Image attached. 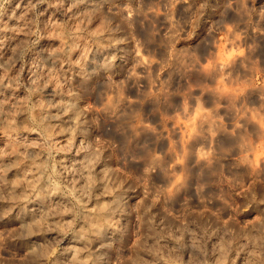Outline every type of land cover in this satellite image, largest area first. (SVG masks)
Segmentation results:
<instances>
[{
  "label": "clouds",
  "instance_id": "clouds-1",
  "mask_svg": "<svg viewBox=\"0 0 264 264\" xmlns=\"http://www.w3.org/2000/svg\"><path fill=\"white\" fill-rule=\"evenodd\" d=\"M264 0H0V264H264Z\"/></svg>",
  "mask_w": 264,
  "mask_h": 264
},
{
  "label": "rangeland",
  "instance_id": "rangeland-1",
  "mask_svg": "<svg viewBox=\"0 0 264 264\" xmlns=\"http://www.w3.org/2000/svg\"><path fill=\"white\" fill-rule=\"evenodd\" d=\"M261 156H264V150H262V146L258 144L254 158H259Z\"/></svg>",
  "mask_w": 264,
  "mask_h": 264
}]
</instances>
